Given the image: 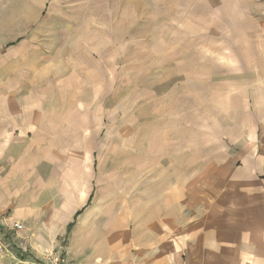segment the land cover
<instances>
[{"label":"rangeland","instance_id":"rangeland-1","mask_svg":"<svg viewBox=\"0 0 264 264\" xmlns=\"http://www.w3.org/2000/svg\"><path fill=\"white\" fill-rule=\"evenodd\" d=\"M263 103L264 0H0V114L17 126L21 110L27 138L8 152L24 162L30 125L48 120V142L36 136L38 190L54 187L43 209L70 205L67 185L99 172L102 194L116 177L123 202L152 136L197 154L205 135L214 153L225 138L236 148L245 108Z\"/></svg>","mask_w":264,"mask_h":264},{"label":"crops","instance_id":"crops-1","mask_svg":"<svg viewBox=\"0 0 264 264\" xmlns=\"http://www.w3.org/2000/svg\"><path fill=\"white\" fill-rule=\"evenodd\" d=\"M245 109L252 114L237 126L236 148L225 138L214 153L212 139L205 135L204 150L197 154L182 150L179 136L175 141L172 137L174 142L169 136H152L140 183L130 192L125 187L123 202L116 177L109 184L113 192L102 194L99 172L87 188L85 183L67 185L70 205L51 203L48 209L37 200L45 191L50 196L54 187L38 190L36 165V136L48 142V120L30 125L36 136L29 162H24L8 152L27 138L21 110L11 111L17 113V126L6 120L3 110L0 264H12L24 251L42 256L60 245L64 234L67 264H264V103ZM166 143L173 150H166ZM16 220L23 230L10 229ZM54 223L59 224L57 231L50 226Z\"/></svg>","mask_w":264,"mask_h":264},{"label":"built area","instance_id":"built-area-1","mask_svg":"<svg viewBox=\"0 0 264 264\" xmlns=\"http://www.w3.org/2000/svg\"><path fill=\"white\" fill-rule=\"evenodd\" d=\"M11 230L20 231L24 229V224L20 221H13ZM2 247V246H1ZM2 248H0L1 250ZM65 248L63 246L52 248L42 256H33L25 253L20 257H15L12 264H67L65 258Z\"/></svg>","mask_w":264,"mask_h":264},{"label":"trees","instance_id":"trees-1","mask_svg":"<svg viewBox=\"0 0 264 264\" xmlns=\"http://www.w3.org/2000/svg\"><path fill=\"white\" fill-rule=\"evenodd\" d=\"M76 217H77V216H76ZM73 225H74V223H73V222L69 224V226H68V231H70V230H71V228L73 227Z\"/></svg>","mask_w":264,"mask_h":264}]
</instances>
